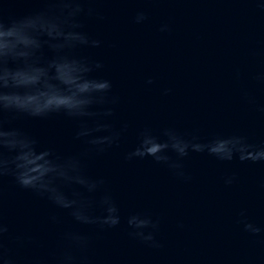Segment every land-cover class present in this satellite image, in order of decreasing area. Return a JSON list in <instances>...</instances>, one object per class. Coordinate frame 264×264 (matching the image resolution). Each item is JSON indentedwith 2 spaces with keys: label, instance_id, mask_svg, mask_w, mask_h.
Masks as SVG:
<instances>
[{
  "label": "water",
  "instance_id": "water-1",
  "mask_svg": "<svg viewBox=\"0 0 264 264\" xmlns=\"http://www.w3.org/2000/svg\"><path fill=\"white\" fill-rule=\"evenodd\" d=\"M93 7L104 20H89L87 28L103 47L82 54L104 63L96 75L109 79L111 95L118 97L111 122L129 125L121 147L88 168L106 176L121 210L116 229H86L95 264H264V163L221 161L191 149L179 158L169 150L170 161L182 166L179 176L150 158L122 161L144 128L161 141L172 130L203 144L245 137L234 151L264 148V0H103ZM46 8L47 0H0L5 21L24 26L22 38L57 43L68 30ZM138 12L147 17L139 24ZM108 107L113 105L102 110ZM13 126L35 136L41 147L61 154L81 150L72 139L74 124L62 116ZM4 187L11 233H32L43 245L22 249L21 256L46 250L61 230L72 227L66 214H60L59 225H49L56 210L11 178ZM137 213L158 221L154 235L160 247L129 236L127 217ZM245 223L260 232L245 231Z\"/></svg>",
  "mask_w": 264,
  "mask_h": 264
},
{
  "label": "clouds",
  "instance_id": "clouds-1",
  "mask_svg": "<svg viewBox=\"0 0 264 264\" xmlns=\"http://www.w3.org/2000/svg\"><path fill=\"white\" fill-rule=\"evenodd\" d=\"M101 2L47 0L45 14L68 30L57 43L40 37L22 38L24 26L17 19L5 21L0 15V264H95L93 241L86 229L107 231L121 224V210L106 176L88 171L91 162L121 147L129 128L127 123L117 126L111 122L116 117L118 97L111 95L112 82L96 75L103 71L104 63L82 54L103 47L102 39L87 28L89 20H104L93 7ZM146 19L143 12H138L135 22ZM109 103L113 107L102 110ZM54 116L74 124L72 139L81 146L80 151L61 154L53 147H41L35 136L13 126L16 121L48 120ZM164 135L167 139L161 141L150 129H140L135 146L122 153L123 163L150 158L183 176L182 166L170 161L166 153L172 150L184 158L189 149L206 151L221 161L238 158L241 163H264V148L246 145L236 150L240 153L237 156L234 149L246 141L243 136L203 144L186 141L172 130H166ZM5 178H11L18 189L31 192L56 210L47 218L49 225H59L60 214H66L72 227L61 230L46 250L21 256L20 250H35L43 245L32 233H11L4 211ZM126 223L130 237L150 247H160L154 235L158 221L137 213L129 215ZM244 230L253 235L260 232L251 223H245Z\"/></svg>",
  "mask_w": 264,
  "mask_h": 264
}]
</instances>
